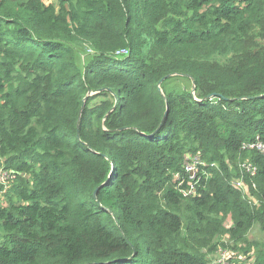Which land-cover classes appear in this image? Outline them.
Masks as SVG:
<instances>
[{
  "label": "trees",
  "instance_id": "16d2710c",
  "mask_svg": "<svg viewBox=\"0 0 264 264\" xmlns=\"http://www.w3.org/2000/svg\"><path fill=\"white\" fill-rule=\"evenodd\" d=\"M256 139L264 0H0V264H210L218 236L264 234Z\"/></svg>",
  "mask_w": 264,
  "mask_h": 264
},
{
  "label": "built area",
  "instance_id": "2783aa9c",
  "mask_svg": "<svg viewBox=\"0 0 264 264\" xmlns=\"http://www.w3.org/2000/svg\"><path fill=\"white\" fill-rule=\"evenodd\" d=\"M125 50H121L117 54H126ZM242 151L256 152L264 155V143L259 139L250 143H245L241 147ZM201 158L200 154L192 155L186 154L183 163V169L187 174L186 179L180 180L177 188L183 197L196 196L198 193V186L200 185V178H209L206 173V163ZM239 177L234 178L231 183L236 190L242 192L243 198L256 204L255 198L251 191L256 190L255 178L257 176V168L249 160H240L238 163ZM178 179V177H176ZM214 264H231L227 251L219 249L217 253V261Z\"/></svg>",
  "mask_w": 264,
  "mask_h": 264
},
{
  "label": "rangeland",
  "instance_id": "374dc122",
  "mask_svg": "<svg viewBox=\"0 0 264 264\" xmlns=\"http://www.w3.org/2000/svg\"><path fill=\"white\" fill-rule=\"evenodd\" d=\"M46 2L48 4L51 2L56 3V0H46ZM231 166H234L233 167L234 169L236 167L233 164H231ZM234 172H236V170ZM9 182H10V177L7 176L6 172L0 169V189L2 190L3 188L7 190ZM1 195L2 193H0V196ZM225 226L226 228L231 227L232 226L231 220H226ZM215 242L220 245H218L214 253L208 256L210 264H214L217 261V253L219 249L227 251L229 256V261L231 264H237L246 257L250 258L251 260L255 258L256 251L254 245L264 244V234L261 232L260 228L257 225H254L251 228V230L248 231L240 241L231 240L228 236H218L215 239ZM200 251L204 254L208 253L206 250H200Z\"/></svg>",
  "mask_w": 264,
  "mask_h": 264
},
{
  "label": "water",
  "instance_id": "95a60500",
  "mask_svg": "<svg viewBox=\"0 0 264 264\" xmlns=\"http://www.w3.org/2000/svg\"><path fill=\"white\" fill-rule=\"evenodd\" d=\"M215 96H216L215 94L209 95V96L207 97V99H211V98H213V97H215Z\"/></svg>",
  "mask_w": 264,
  "mask_h": 264
},
{
  "label": "crops",
  "instance_id": "0c3cea01",
  "mask_svg": "<svg viewBox=\"0 0 264 264\" xmlns=\"http://www.w3.org/2000/svg\"><path fill=\"white\" fill-rule=\"evenodd\" d=\"M43 2L45 3V4H48L47 2H46V0H43ZM52 4H55V2H51ZM51 3H49V4H51Z\"/></svg>",
  "mask_w": 264,
  "mask_h": 264
}]
</instances>
